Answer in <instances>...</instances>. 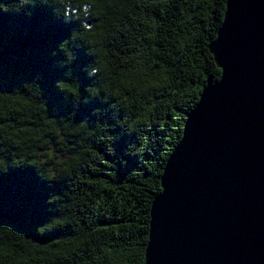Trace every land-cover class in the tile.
Returning a JSON list of instances; mask_svg holds the SVG:
<instances>
[{
  "label": "trees",
  "instance_id": "16d2710c",
  "mask_svg": "<svg viewBox=\"0 0 264 264\" xmlns=\"http://www.w3.org/2000/svg\"><path fill=\"white\" fill-rule=\"evenodd\" d=\"M225 11L0 0V264H145L164 165L222 74Z\"/></svg>",
  "mask_w": 264,
  "mask_h": 264
},
{
  "label": "water",
  "instance_id": "95a60500",
  "mask_svg": "<svg viewBox=\"0 0 264 264\" xmlns=\"http://www.w3.org/2000/svg\"><path fill=\"white\" fill-rule=\"evenodd\" d=\"M209 48L222 74L164 165L145 264H264V0H226Z\"/></svg>",
  "mask_w": 264,
  "mask_h": 264
}]
</instances>
